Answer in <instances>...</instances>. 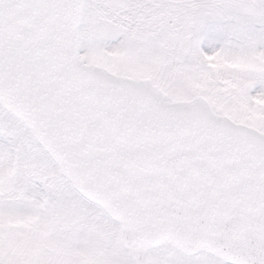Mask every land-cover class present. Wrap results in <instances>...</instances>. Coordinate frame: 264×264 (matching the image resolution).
I'll return each mask as SVG.
<instances>
[{
	"label": "snow or ice",
	"instance_id": "snow-or-ice-1",
	"mask_svg": "<svg viewBox=\"0 0 264 264\" xmlns=\"http://www.w3.org/2000/svg\"><path fill=\"white\" fill-rule=\"evenodd\" d=\"M0 264H264V0H0Z\"/></svg>",
	"mask_w": 264,
	"mask_h": 264
}]
</instances>
